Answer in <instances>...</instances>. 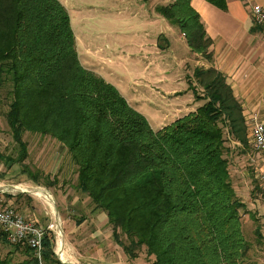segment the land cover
<instances>
[{
	"label": "trees",
	"instance_id": "1",
	"mask_svg": "<svg viewBox=\"0 0 264 264\" xmlns=\"http://www.w3.org/2000/svg\"><path fill=\"white\" fill-rule=\"evenodd\" d=\"M191 1L171 0L156 10L192 51L212 60L213 40ZM206 1L227 9L226 0ZM195 78L203 95L189 87L203 104L154 129L115 85L81 63L60 0H0V86H8L6 119L22 158L25 132L61 143L76 166V189L93 210L106 212L131 259L144 250L148 264H242L248 254L245 203L226 156L227 141L248 143L244 110L215 67L197 68ZM43 245L45 264H63L49 232ZM20 264L39 261L32 253Z\"/></svg>",
	"mask_w": 264,
	"mask_h": 264
},
{
	"label": "rangeland",
	"instance_id": "2",
	"mask_svg": "<svg viewBox=\"0 0 264 264\" xmlns=\"http://www.w3.org/2000/svg\"><path fill=\"white\" fill-rule=\"evenodd\" d=\"M170 1L60 0L70 16L81 63L96 67L127 100L138 103L137 109L155 129L160 127L159 119L165 115L172 114L165 119L168 123L182 115L176 110L173 115L166 89L171 85L184 86L185 81L191 95L187 94L188 102H192L194 95L189 85L203 95L195 70L212 66V60L188 48L180 29L157 12L158 4ZM154 88L156 91L164 88L158 98L160 103L153 100ZM179 88L176 87L178 91ZM7 92L8 86H0V185L42 188L52 196L54 203L10 189L5 195L6 204L41 224L46 234H52L56 258L63 264H148L150 258L144 250H140L135 259L128 257L113 236V226L106 212L93 210L90 197L76 189V166L61 143L50 136L25 132L23 139L28 150L22 158L6 119L10 102ZM181 94L179 101L186 99ZM156 105L160 109L157 112ZM226 147L234 188L245 203L240 213L242 230L250 246L242 264H264V191L258 179L264 161L249 135L247 145L229 140ZM10 198L15 199V204ZM80 219L84 222L78 224ZM257 227L261 236L257 234ZM61 237L66 259L59 255ZM120 238L128 243L124 234L121 233ZM6 241L0 239L1 261L20 264L32 256L26 246L11 244L7 238Z\"/></svg>",
	"mask_w": 264,
	"mask_h": 264
},
{
	"label": "crops",
	"instance_id": "3",
	"mask_svg": "<svg viewBox=\"0 0 264 264\" xmlns=\"http://www.w3.org/2000/svg\"><path fill=\"white\" fill-rule=\"evenodd\" d=\"M191 3L200 14L207 34L213 40L211 48L213 51L212 66L226 76L234 95L242 104L244 117L249 113L256 112L264 121V31L255 22L252 15L253 5H261L264 9V0H226V10L216 7L206 0H192ZM180 36L185 38L182 33H180ZM170 46L171 43L169 44ZM85 67L95 71L108 81L96 67H90L89 65H85ZM168 79L171 80L172 77ZM178 86L180 87L179 91L176 89ZM163 89L156 91V88H154L152 91L153 100L160 103L161 99L158 98H161V94L163 95ZM166 92H169L168 94L171 98V108L174 109L173 115L176 110L182 112L181 116H183L203 104L201 101L197 102L193 97L192 102H188L189 97L187 94L191 95L187 90L185 81L184 86L171 85L170 88L166 89ZM180 93L183 94H181L183 98H186L183 101L178 100ZM128 101L137 109L138 103L133 104L131 100ZM190 103L191 107H189ZM155 109L156 112L160 110L157 105ZM170 115L172 114L165 115L163 119H159L160 127L157 129L169 124L165 119L169 118ZM178 117L176 116L173 119L175 120ZM22 193L29 194L31 192ZM10 199L15 204V199ZM21 210L26 213L25 209L21 208ZM27 216L29 217V215ZM64 248L63 251L66 254Z\"/></svg>",
	"mask_w": 264,
	"mask_h": 264
},
{
	"label": "built area",
	"instance_id": "4",
	"mask_svg": "<svg viewBox=\"0 0 264 264\" xmlns=\"http://www.w3.org/2000/svg\"><path fill=\"white\" fill-rule=\"evenodd\" d=\"M252 15L264 31V9L261 5H253ZM250 141L253 147L262 155L264 161V121L258 113L252 112L245 117ZM258 179L264 191V169L260 170ZM0 235L14 245L28 246L39 264H45L43 259L44 239L46 231L41 224L26 218L17 208L6 204L5 195L10 192L7 186H0Z\"/></svg>",
	"mask_w": 264,
	"mask_h": 264
},
{
	"label": "bare ground",
	"instance_id": "5",
	"mask_svg": "<svg viewBox=\"0 0 264 264\" xmlns=\"http://www.w3.org/2000/svg\"><path fill=\"white\" fill-rule=\"evenodd\" d=\"M14 187H15L16 190H27V191L33 193L34 195L40 196V197H44L48 202L53 203L52 202L53 201L52 196L50 194H48L47 191L42 189V188H39V189H23L22 186H14ZM60 241H61V244L63 246H61V244L59 243V255L61 256V258L66 259L65 253L63 251L64 240H63L62 237L60 238Z\"/></svg>",
	"mask_w": 264,
	"mask_h": 264
},
{
	"label": "water",
	"instance_id": "6",
	"mask_svg": "<svg viewBox=\"0 0 264 264\" xmlns=\"http://www.w3.org/2000/svg\"><path fill=\"white\" fill-rule=\"evenodd\" d=\"M9 189H15V187H13V186H7ZM0 189H4L3 187H0ZM20 191H22V192H29V191H26V190H20ZM48 193V192H47ZM49 194V193H48ZM53 203H54V201H52ZM55 211H56V215L58 216L59 215V213H58V209H57V207L55 206ZM58 226H59V228L61 229V225H60V223H58ZM62 230V229H61Z\"/></svg>",
	"mask_w": 264,
	"mask_h": 264
}]
</instances>
